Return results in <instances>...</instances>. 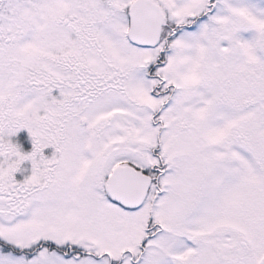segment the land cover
Listing matches in <instances>:
<instances>
[{"label": "snow or ice", "instance_id": "snow-or-ice-1", "mask_svg": "<svg viewBox=\"0 0 264 264\" xmlns=\"http://www.w3.org/2000/svg\"><path fill=\"white\" fill-rule=\"evenodd\" d=\"M0 264H264V0H0Z\"/></svg>", "mask_w": 264, "mask_h": 264}]
</instances>
